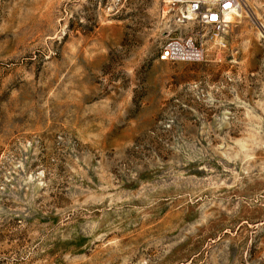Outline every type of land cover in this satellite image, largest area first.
<instances>
[{"label":"rangeland","instance_id":"1","mask_svg":"<svg viewBox=\"0 0 264 264\" xmlns=\"http://www.w3.org/2000/svg\"><path fill=\"white\" fill-rule=\"evenodd\" d=\"M188 2L0 0V264H264V0Z\"/></svg>","mask_w":264,"mask_h":264},{"label":"built area","instance_id":"2","mask_svg":"<svg viewBox=\"0 0 264 264\" xmlns=\"http://www.w3.org/2000/svg\"><path fill=\"white\" fill-rule=\"evenodd\" d=\"M212 5H205L204 0H189L187 12L200 25L209 26L212 31L220 33L227 25V13L236 7L237 0H211ZM203 56L202 45L192 37H172L159 50L158 57L170 60H199Z\"/></svg>","mask_w":264,"mask_h":264},{"label":"bare ground","instance_id":"3","mask_svg":"<svg viewBox=\"0 0 264 264\" xmlns=\"http://www.w3.org/2000/svg\"><path fill=\"white\" fill-rule=\"evenodd\" d=\"M238 7H239V6H238ZM233 13H234V14L236 13L237 15H239V14H238V13H239L238 10H236V8H235V9H233L231 12H228V13H227V17H228V18H231V16H232Z\"/></svg>","mask_w":264,"mask_h":264}]
</instances>
